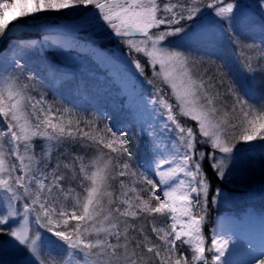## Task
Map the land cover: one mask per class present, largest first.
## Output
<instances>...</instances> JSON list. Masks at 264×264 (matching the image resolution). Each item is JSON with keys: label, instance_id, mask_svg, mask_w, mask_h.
<instances>
[{"label": "snow or ice", "instance_id": "6c2138e0", "mask_svg": "<svg viewBox=\"0 0 264 264\" xmlns=\"http://www.w3.org/2000/svg\"><path fill=\"white\" fill-rule=\"evenodd\" d=\"M205 9L218 26L207 60L192 56L187 44L198 33L183 23ZM52 16L142 37L124 43L159 65L175 99L153 101L166 122L159 132L141 126L143 156L129 129L101 128L36 92L35 45L11 38ZM42 44L70 46L54 30ZM225 47L227 55L216 51ZM205 63L215 71H198ZM240 77L264 85V0H0V249L19 257L13 264H264V232L259 248L248 242L244 261L234 258L235 241L205 234L222 194L206 166L225 180L237 167V145L264 143V89L252 94Z\"/></svg>", "mask_w": 264, "mask_h": 264}, {"label": "rangeland", "instance_id": "374dc122", "mask_svg": "<svg viewBox=\"0 0 264 264\" xmlns=\"http://www.w3.org/2000/svg\"><path fill=\"white\" fill-rule=\"evenodd\" d=\"M14 2L23 3L24 0H14ZM241 3L249 5L253 3V0H241ZM18 10L16 9V11ZM11 11L10 9L9 13ZM245 12H247V9H245ZM20 19L29 20V18ZM212 19L210 10L205 9L199 19L183 22L186 28L191 26L198 33L197 38L187 44L194 58L203 57L204 60H207L208 56L205 55V52L215 48L212 41L218 26L212 23ZM74 20L80 21V24L70 32L57 31L61 34V39L70 46L43 45L42 38L48 32L38 34L35 31L29 33L22 31L16 36H12L11 43L13 45L17 43L35 45L36 51L32 54L29 64L35 69L33 75L39 73V75H36L35 81L36 92L44 93L51 103L72 108L74 113L81 118L95 120L101 128L104 124H109L118 131L125 128L129 129L130 134L131 132L135 133V136H133L134 150L138 152L139 156H143L144 144L142 139L139 138L141 124L136 112L131 109L132 107L128 108L126 102H124L126 98L124 100L121 98L123 93L121 87L114 81V76L109 74V70L103 68V66L106 60L119 64L120 69L136 82L140 92L148 96L151 101H156L160 95H163L170 103L175 104L171 88L164 83L162 77L156 75L160 72L158 64L153 67L148 63L146 56L130 50L127 44L124 43L127 39L136 41L142 39L139 34L131 38H121L115 36L111 29L92 30L84 20L63 16L41 19L35 22V27L37 31L51 30L61 28ZM247 22L246 16L242 15L238 21V26L243 27ZM100 37H102L103 43H110V46L106 49L103 48L99 44ZM169 40L174 41V38L170 37ZM163 43L168 46L167 41ZM7 44L8 41H5L4 46H7ZM88 46L95 49H90ZM216 51L227 55L226 47L216 49ZM95 54L102 55L105 60L97 61L94 57ZM5 55H11V49ZM136 60H139L143 65L142 72L136 69L134 63ZM205 69H208L209 73L215 71V68H209L207 63L199 67L198 71L202 72ZM146 73L149 75H146ZM41 77L44 79L41 80ZM240 79L244 80L241 81L242 86L252 94L259 95L263 89V85H260L259 80L252 81L243 77H240ZM45 81L47 82L46 86ZM158 89L159 91H157ZM155 105L161 113H164V110L158 104ZM174 111L178 113V109L174 108ZM162 116L166 122V114ZM178 118L185 126L195 128V121H190L181 116H178ZM236 132L239 134L240 129H236ZM237 147L241 149L237 154V167L225 180H219L212 175L211 169H208L207 166L205 168L213 188L219 187L222 190V194L217 196V203L209 207V214L213 215L210 237L214 234L216 218L222 214L241 216L249 211L251 216H257V220L264 217V215L258 216L259 213H264V173L261 170V161L264 159V143L254 141L251 147L243 145H237ZM252 219L255 220L256 218L252 217ZM0 259L6 260L8 264H13L19 257L10 252L5 253L0 249Z\"/></svg>", "mask_w": 264, "mask_h": 264}, {"label": "bare ground", "instance_id": "6f19581e", "mask_svg": "<svg viewBox=\"0 0 264 264\" xmlns=\"http://www.w3.org/2000/svg\"><path fill=\"white\" fill-rule=\"evenodd\" d=\"M79 22L78 20L68 22L67 25L59 28V30L61 32H70L80 24ZM43 32H46V30ZM88 47L93 50L95 49L92 46ZM94 57L99 62L105 60L100 54H95ZM109 61L106 60L103 68L108 69L109 74L114 76V81L123 91L121 98L123 100L126 98L124 102H126L128 108L132 107L131 109H134L141 126L148 128L151 125L157 132L161 131L165 121L157 106L148 96L140 92L136 82L126 72L120 69L119 64ZM181 178H183L182 174ZM252 217L255 219V216H251L250 212L247 211L241 216L222 214L214 222V234L217 238L230 239L236 242L238 251L234 258L240 261L247 259L248 249L250 247L248 242L250 240L255 244L256 248H259L261 233L264 232V225L261 224L262 218L260 220H253ZM229 248H232V244L229 245Z\"/></svg>", "mask_w": 264, "mask_h": 264}, {"label": "trees", "instance_id": "16d2710c", "mask_svg": "<svg viewBox=\"0 0 264 264\" xmlns=\"http://www.w3.org/2000/svg\"><path fill=\"white\" fill-rule=\"evenodd\" d=\"M99 44L101 45V46H103L104 48H107V47H109L110 46V43H103L104 41H103V39H102V37H100L99 38ZM143 62H144V60H143ZM148 73H146V75H147ZM149 75V74H148ZM241 81H244V80H242V79H240ZM248 81V80H247ZM248 84H250L249 82H247ZM252 84V83H251ZM260 85H261V83H260ZM263 89H264V85H263ZM261 92V91H260ZM241 154H243L242 152H241ZM212 217H213V215L212 214H209V217H208V220H207V224H206V228H205V234H206V236H208V237H210V228H211V222H212Z\"/></svg>", "mask_w": 264, "mask_h": 264}]
</instances>
